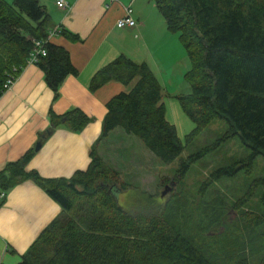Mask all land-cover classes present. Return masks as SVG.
Returning a JSON list of instances; mask_svg holds the SVG:
<instances>
[{
  "label": "trees",
  "instance_id": "16d2710c",
  "mask_svg": "<svg viewBox=\"0 0 264 264\" xmlns=\"http://www.w3.org/2000/svg\"><path fill=\"white\" fill-rule=\"evenodd\" d=\"M153 1L167 29L180 35L191 62L185 73L190 92L176 96L195 123L187 140L217 119L226 122L216 142L181 159L175 183L193 162L230 139L238 138L249 150L239 160L214 169L203 183L206 190L264 157V0ZM50 22L51 15L41 0H0V97L7 78L17 77L27 65L33 40L48 38ZM60 34L77 39L64 28ZM46 49L47 55L36 65L58 96L65 79L77 74V69L65 47L48 41ZM112 81L132 87L107 102L102 132L86 170L69 178L44 177L28 169L36 153L31 148L0 171V193L31 180L61 206V212L18 264H264V209L257 213L242 210L238 220L232 221L225 211L227 202L218 197L215 206L202 207L208 220L200 218V223H206L198 226L203 233L197 238L193 230L185 228L181 192H173V200L159 212L136 214L119 204L114 193L129 185L97 151L112 131L121 128L136 136L163 164L173 163L185 146L176 126L167 119L163 85L148 63L120 55L95 73L90 89L95 91ZM49 120L51 128L43 140L61 125L81 132L91 122L80 108L62 115L51 110ZM254 182L264 187V177ZM252 192L237 198L233 207L248 204ZM4 202L0 198V206ZM219 226L225 230L220 228L214 235Z\"/></svg>",
  "mask_w": 264,
  "mask_h": 264
},
{
  "label": "crops",
  "instance_id": "0c3cea01",
  "mask_svg": "<svg viewBox=\"0 0 264 264\" xmlns=\"http://www.w3.org/2000/svg\"><path fill=\"white\" fill-rule=\"evenodd\" d=\"M66 1L68 8L62 9L57 0H41L51 15V29L64 28L77 35V39L62 34L49 38L70 52L77 74L69 75L55 96L36 64L27 63L22 69L14 84L0 97V171L35 148L41 139L42 146L29 162V170H37L47 178H69L86 170L92 161L93 145L102 132L107 102L131 87L112 81L95 91L90 89L95 73L118 56L148 63L164 90L166 83L160 79L164 71L175 73L179 59L190 66L179 36L167 29L165 18L153 0ZM128 6L137 26L120 28L117 22ZM75 108L91 118L85 129L73 132L61 125L43 140L51 128V110L62 115ZM60 212L61 206L31 180L7 192L0 206V264L21 262Z\"/></svg>",
  "mask_w": 264,
  "mask_h": 264
},
{
  "label": "rangeland",
  "instance_id": "374dc122",
  "mask_svg": "<svg viewBox=\"0 0 264 264\" xmlns=\"http://www.w3.org/2000/svg\"><path fill=\"white\" fill-rule=\"evenodd\" d=\"M6 1L12 2V0ZM176 34L180 36L178 33ZM183 49H185L184 46ZM181 61L179 59L176 63L175 73L172 75L165 74L166 71H164L160 79L166 83L167 87L164 90L167 119L177 128L178 136L185 146L183 154L173 163L163 164L139 138L127 134L121 128L112 132L107 140L98 146L97 151L109 166L120 172L121 180L129 185L127 190H118L114 193L122 207L136 214L159 212L168 200H173V192L178 194L181 192L180 203L185 208L182 209V214L186 216L185 228L187 231L193 230V234L199 238L201 235L198 234L203 232L198 229V226L206 223H200V218L203 217L208 220L202 207H210L211 203H214L215 206L218 197L227 202L225 211L232 221H237L240 211L245 209H252L256 213L263 211L264 187L256 186L253 181L264 177V157H257L251 167L246 165V167L241 168L237 176L233 178L223 177L213 183L211 187L203 190V183L210 177L214 169L239 160L242 156H246L249 151L240 143L238 138H233L208 152L200 160L193 162L189 172L182 179H178L177 184L169 183V181L174 180L181 159H185L203 147L216 142L221 135L219 133L223 131L226 125L224 120L217 119L192 140H187L188 134L195 128V123L183 112L176 96L180 93L190 92V84L185 79V73L191 68V63L189 62L190 66L187 67ZM166 184L171 190L162 196L166 190ZM251 190L253 192L249 198L250 201H247L248 204L234 208L233 203L236 199L248 196ZM247 205L249 206L247 207ZM210 208L207 210L208 212ZM217 228L214 230L215 232L212 231L214 235L220 228L221 231L225 230L223 226ZM209 241L212 243V240L208 239ZM214 247L216 250L218 249V246L214 245Z\"/></svg>",
  "mask_w": 264,
  "mask_h": 264
},
{
  "label": "built area",
  "instance_id": "2783aa9c",
  "mask_svg": "<svg viewBox=\"0 0 264 264\" xmlns=\"http://www.w3.org/2000/svg\"><path fill=\"white\" fill-rule=\"evenodd\" d=\"M57 6L59 8L62 9H67L68 8V3L66 0H57ZM117 25L120 28H134L137 26V21L136 19L133 17L132 15V8L131 7H126L125 8V15L118 20ZM61 29L59 27L56 28H52L49 30V36L46 39H42V40H38V39H34V46L30 52V56L28 59V63L30 64H36L41 56H46L47 55V49H46V44L49 41V38L51 36L57 35L61 33ZM16 80V77L13 75H10L7 78V81L5 82L4 88L6 89L5 91H7L8 89H10V87L14 84ZM7 193L5 191H2L0 193V198L4 199L6 198Z\"/></svg>",
  "mask_w": 264,
  "mask_h": 264
},
{
  "label": "water",
  "instance_id": "95a60500",
  "mask_svg": "<svg viewBox=\"0 0 264 264\" xmlns=\"http://www.w3.org/2000/svg\"><path fill=\"white\" fill-rule=\"evenodd\" d=\"M44 137H45V135H43V138ZM41 146H42V139L39 142H37V144L35 146V150L38 151L41 148ZM170 189H171L170 187L169 188H166V190L163 192L162 196H164L167 193V191H169Z\"/></svg>",
  "mask_w": 264,
  "mask_h": 264
},
{
  "label": "flooded vegetation",
  "instance_id": "af4514ba",
  "mask_svg": "<svg viewBox=\"0 0 264 264\" xmlns=\"http://www.w3.org/2000/svg\"><path fill=\"white\" fill-rule=\"evenodd\" d=\"M169 183H175V181L174 180H172L171 182L169 181ZM166 187L165 188H168V186H167V184L165 185ZM171 190V189H170Z\"/></svg>",
  "mask_w": 264,
  "mask_h": 264
}]
</instances>
